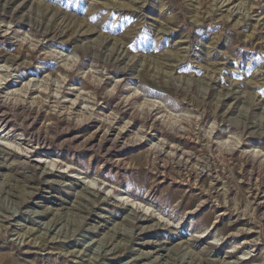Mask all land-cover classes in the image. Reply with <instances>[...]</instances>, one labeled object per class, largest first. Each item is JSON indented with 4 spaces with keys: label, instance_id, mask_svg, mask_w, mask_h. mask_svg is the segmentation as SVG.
Masks as SVG:
<instances>
[{
    "label": "rangeland",
    "instance_id": "rangeland-1",
    "mask_svg": "<svg viewBox=\"0 0 264 264\" xmlns=\"http://www.w3.org/2000/svg\"><path fill=\"white\" fill-rule=\"evenodd\" d=\"M0 264H264V0H0Z\"/></svg>",
    "mask_w": 264,
    "mask_h": 264
}]
</instances>
